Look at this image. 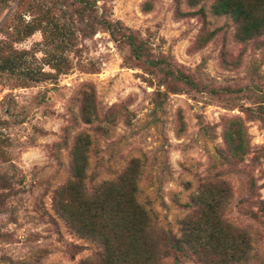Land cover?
Wrapping results in <instances>:
<instances>
[{
  "label": "rangeland",
  "instance_id": "374dc122",
  "mask_svg": "<svg viewBox=\"0 0 264 264\" xmlns=\"http://www.w3.org/2000/svg\"><path fill=\"white\" fill-rule=\"evenodd\" d=\"M28 1L0 0V48L21 55L14 69L0 68V264H82L89 257L94 263L98 245L67 226L61 205L71 194L61 189L73 182L91 192L119 179L125 189L134 179L160 232L177 236L180 222L199 213L193 196L208 183L225 182L230 196L221 216L250 232L253 258L243 264H259L264 32L238 40L234 21L213 13V0L197 6L154 0L149 10L143 9L145 0H95L97 14L137 31L154 54L169 56L208 88L230 90L173 92L131 63L127 48L105 29L84 36L78 27L86 28V15L61 3L59 21L66 22L65 11L72 14L74 21L65 18L75 38L63 55L70 68L56 73L51 62L58 52L35 18L42 20L59 0H37L42 12L27 8ZM84 93L93 98L88 111L81 110ZM230 120L245 132L238 157L223 141ZM164 263L201 264L176 253Z\"/></svg>",
  "mask_w": 264,
  "mask_h": 264
},
{
  "label": "trees",
  "instance_id": "16d2710c",
  "mask_svg": "<svg viewBox=\"0 0 264 264\" xmlns=\"http://www.w3.org/2000/svg\"><path fill=\"white\" fill-rule=\"evenodd\" d=\"M24 3L27 0H19ZM154 0H145L143 9L149 10ZM178 1V0H176ZM202 0H189L197 6ZM61 3L65 10L71 9L86 15L89 22L86 28L78 29L88 36L98 28L109 32L110 37L119 45L127 48V59L150 74L157 76L158 82L173 92L179 87H189L198 91L219 94L228 89L208 88L201 80L185 71L167 55L154 54L146 39L127 27L122 21L97 14L95 0H59L53 2L43 12V19L35 18L37 28L50 41L58 55L51 62L56 73L70 68L64 52L72 46L74 34L70 32L67 19L72 14L62 13L66 22H60L56 5ZM27 8L42 12L37 0H29ZM213 13L229 16L235 23V36L244 42L264 32V0H213ZM204 13L200 6L197 9ZM58 15V16H57ZM83 19V20H84ZM35 29V28H32ZM31 32V28L24 36ZM70 32V34H67ZM0 68L14 69L13 63L18 56L16 50L0 48ZM8 51V52H7ZM96 71V68H92ZM43 74V73H41ZM182 89V88H181ZM92 94L84 93L81 110L92 108ZM258 105L259 118L264 123V94ZM94 109V107H93ZM89 117V116H88ZM87 119H90L88 118ZM245 132L237 120H230L223 132V141L228 151L235 157L245 151ZM129 189H125L123 180H106L89 192L70 182L61 190L71 194L62 202V217L67 226L80 237L95 242L99 251L92 262L89 257L82 264H165V258L173 254L195 256L201 264H243L253 258L252 236L246 228L234 226L221 216V209L230 196L229 186L225 182L208 183L193 196L197 210L195 215L184 218L180 235L160 232L154 217L144 201L136 193L137 183L133 179ZM198 215L197 220L193 217ZM264 264V257L259 261Z\"/></svg>",
  "mask_w": 264,
  "mask_h": 264
}]
</instances>
